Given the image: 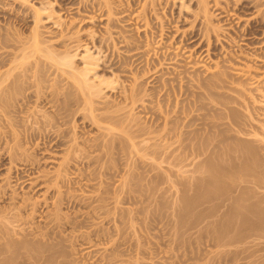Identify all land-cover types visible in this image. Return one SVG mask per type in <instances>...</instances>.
Returning a JSON list of instances; mask_svg holds the SVG:
<instances>
[{"label":"rangeland","instance_id":"rangeland-1","mask_svg":"<svg viewBox=\"0 0 264 264\" xmlns=\"http://www.w3.org/2000/svg\"><path fill=\"white\" fill-rule=\"evenodd\" d=\"M3 38L0 71L24 62L12 72L23 75L25 92L17 97L27 103L25 113H9L12 128L0 114V154H16L0 166V264H264V0H0ZM50 51L56 59L71 58L73 68L85 67L86 52L99 57L88 74L102 89V98L95 97L98 110L81 106L77 84L58 69ZM162 54L167 58L146 71ZM184 67L187 73L178 75ZM216 75L224 79L218 95L209 98L207 88L196 89L199 76ZM179 77L187 91L178 103L164 91ZM101 79L114 81L100 85ZM143 79L144 96L133 107L128 100L123 104L121 96ZM32 81L40 83L37 96ZM192 89L206 106L212 102L221 112L227 110L222 103L234 107L235 122L220 133L246 137L228 140L239 158L221 149L213 156L211 129L187 136L202 121L188 123L192 114L207 113L186 100ZM229 95L250 99V106H239ZM114 103L127 106L123 110L131 117L125 119L126 112L102 127L90 120L105 106L116 108ZM217 115L216 122L224 123ZM124 119L152 128L133 140H115L108 154L88 147L111 141L107 127ZM240 123H249L248 132L257 135H245ZM35 126L54 139H27L24 128ZM63 131L62 143L53 145ZM182 131L187 138L178 136ZM83 153L93 156L89 165Z\"/></svg>","mask_w":264,"mask_h":264},{"label":"bare ground","instance_id":"bare-ground-1","mask_svg":"<svg viewBox=\"0 0 264 264\" xmlns=\"http://www.w3.org/2000/svg\"><path fill=\"white\" fill-rule=\"evenodd\" d=\"M38 14V13H37ZM36 16H38V15H36ZM26 18H21L20 20H22V21H26L25 20ZM38 19V18H37ZM37 21V20H36ZM196 32V31H195ZM193 33V34H191L192 36H195L196 35V33ZM34 39H35V37H34ZM35 41V40H34ZM5 42H6V40L4 41V38H3V40H1L0 41V43H3V45L5 44ZM36 43V42H35ZM37 44V43H36ZM35 44V47H37L38 45H36ZM37 49H38V47H37ZM66 51V50H65ZM88 51V50H87ZM12 53V52H11ZM165 53V52H164ZM24 54V53H23ZM8 55V54H7ZM165 55L166 54H162V56L160 55L159 57H158V59H155V60H153V61H149L147 64H148V68L146 69V71H150L151 69H153V67H155L157 64L156 63H161V61L163 60V59H165V58H167V57H165ZM5 56V55H4ZM49 56L53 59V61L55 62V65H58V69L61 71V72H63V73H65V74H67V77L68 78H70L72 81H74L76 84H77V89L80 91V93H81V95H80V98H82V100H81V104L79 103V101L78 100H75V102H74V104H76V106L78 107L79 106V104L83 107H88V108H94L95 107V109H97L98 107L97 106H95V102L97 101L96 99H95V97L97 98L98 96H100L101 97V95H100V93H101V86L99 87V86H96V85H98V84H96V82H94L93 80H92V78L91 77H89L88 76V74L90 73V71L91 70H93L94 69V67H92L93 65H98L99 63L97 62L98 60H99V57L98 58H94V57H92V54L91 53H89V52H86V55H84V56H82V57H84V63H85V67H82V68H76V67H71V58H67V56H65V57H62L61 59H56L55 57H54V53L53 52H49ZM167 56H168V54H167ZM7 57V56H6ZM11 57V56H10ZM69 57V56H68ZM3 58H5V57H3ZM12 58V57H11ZM157 58V57H156ZM170 58V57H169ZM7 59V58H6ZM5 59V60H6ZM4 60V61H5ZM12 62V61H11ZM3 63H5V62H3V60L2 59H0V65L2 66V64ZM13 63V62H12ZM11 64V63H10ZM14 64V63H13ZM24 64V62L22 61V63L20 62H18V63H15L12 67H10V68H7V70L5 71L4 70V72H3V70L2 71H0V114L1 115H5V117H4V119H3V122L6 124V125H8L7 127H9V126H11V128L13 127V123H15V118H12L11 116L13 115H9V113L10 112H15V113H17V112H24L25 111V109H24V107H26V103H27V100L24 102V101H21V102H19V98L17 97V95L18 94H20V97H21V93H24V92H22L23 90H24V87H25V84L23 85V81H21L22 80V78L23 77H21V76H23V75H21L20 76V73H21V71H20V73H19V75H18V73H16V74H14L13 72H12V70H14V69H21V66ZM10 66V65H9ZM24 66V65H23ZM37 66H38V64H37ZM36 66V67H37ZM71 68V69H67V68ZM32 68V67H31ZM2 69V68H1ZM6 69V68H5ZM25 70H28V69H26V65H25ZM18 72H19V70H17ZM35 71H36V69H35ZM42 71V70H41ZM146 71H145V73H144V75H146L147 76V74H146ZM177 71V70H176ZM15 72V71H14ZM147 72V73H148ZM194 72V71H193ZM198 72V71H197ZM196 72V73H197ZM241 72V71H240ZM26 73V72H25ZM178 73V75L179 74H185V73H187V68L186 67H184V69H182V70H180V71H178L177 72ZM189 73H190V71H189ZM23 74H24V72H23ZM28 74V73H27ZM150 74V73H149ZM195 74V73H194ZM26 75V74H25ZM36 75V74H35ZM178 75H176V76H178ZM187 75V74H186ZM19 76L21 77V80H19L20 78H19ZM26 76H28V75H26ZM31 76V75H30ZM42 76V75H41ZM150 76V75H149ZM148 76V77H149ZM222 76H224L223 74H222ZM35 78H37L36 76H34ZM142 77V76H141ZM145 77V76H144ZM143 77V78H144ZM147 77V78H148ZM183 77V76H182ZM182 77H179L180 79H175V81H177L176 83L177 84H170L169 83V85L170 86H168V87H165L166 88V91H164V93L165 94H173L174 96H175V98H176V101L178 102V98L177 97H179V96H182V95H184L185 93H186V89L183 87V84H181V79H183ZM215 77V76H214ZM216 77L217 78H206L205 76H199L198 78V83L195 85V87H196V89H199V90H203V89H205V88H207L208 89V97L210 98V97H214V96H216V95H218L219 93H220V91H218V90H216V87H218V86H220V87H222L223 85L221 84L222 82H224V79H222V78H220L218 75H216ZM146 78V79H147ZM34 79V78H33ZM146 79H143L142 81H140V82H137L136 84L137 85H133L134 87H131V89H129L128 90V92H127V94H125L124 93V95H122L121 97L123 98V104H126V101L128 102V105H130V107H133L134 105H136L137 104V102L138 101H140V99H141V95H143L144 96V94H145V92L147 91L146 90V86H145V83L147 84V82H146ZM23 80H25V81H27L26 79H25V77H24V79ZM32 80V79H31ZM30 80V81H31ZM37 80V79H36ZM160 80V79H159ZM165 80L166 79H163V81H162V78H161V83L163 82V83H165ZM172 80H174V79H172ZM226 80V79H225ZM20 81V82H19ZM113 81L114 80H107V79H101L100 80V85H101V83H105V84H107L108 86L109 85H111L112 83H113ZM168 81V80H167ZM167 81H166V84H168L167 83ZM233 81V80H232ZM231 81V82H232ZM235 81V80H234ZM28 82V81H27ZM33 82V81H32ZM36 82V81H35ZM39 82V81H38ZM173 82V81H172ZM25 83V82H24ZM42 83V82H41ZM99 83V82H98ZM163 83H162V85H163ZM234 83V82H233ZM33 84H34V82H33ZM36 84V89L39 87L38 86V84H40V83H35ZM34 84V85H35ZM165 84V85H166ZM228 84V83H227ZM31 85V84H30ZM42 85V84H41ZM40 85V86H41ZM164 85V86H165ZM26 86H27V84H26ZM32 86V85H31ZM45 86V85H44ZM164 86L162 87V88H164ZM28 87V86H27ZM97 87V88H96ZM112 88H116V86H111ZM233 87V86H232ZM31 88V87H30ZM35 88V87H34ZM40 88V87H39ZM168 88V89H167ZM188 89V88H187ZM234 89V88H233ZM236 89V88H235ZM241 89V88H240ZM26 90V89H25ZM165 90V89H164ZM27 91V90H26ZM189 91V93L188 94H186L187 96H186V100H188V103H189V101H192V103H197V107L196 108H200V107H204V108H206V111H207V113L206 114H209V116L208 117H205L206 116V114H204V118H201L200 116H193V114H192V117H190L189 118V120H188V123L189 122H191V121H195L196 119H198V118H200L202 121H200V126L199 127H195L194 129H192L191 131H193V134L192 135H190V132L191 131H189L188 133L189 134H187V136L189 135V138H195V137H197V136H199V133L200 132H202L203 130L204 131H209L210 129H211V131H213L214 132V135L216 136V143H214L215 144V149H216V147H217V150H214L213 149V147H212V152L215 154V155H213V156H219V155H221V153H224V155L225 156H232V157H234V158H239L240 157V155L239 154H233L231 151H230V149L231 150H234V148L236 149V145H234V143H232V142H229L228 140H231V141H233V142H235L234 140L235 139H238V140H246V137L245 136H238V135H230V134H225L226 132H221V133H224V134H221L220 133V131H227V130H229V126H230V123L231 122H235V117H234V107H232V106H227V103H222L224 106H225V108L227 109L226 111L224 110V111H220L221 109H219L218 107H216V105L215 104H213L212 102H209V103H207L208 105L206 106L205 105V103H204V101L203 100H201V96H199L198 95V91L197 90H194V89H192V90H188ZM235 91H238V90H235ZM36 96L40 93V89H37L36 91ZM117 92V91H116ZM124 92V91H123ZM42 93V92H41ZM238 93V92H237ZM239 94V93H238ZM253 94V93H252ZM26 95V94H25ZM29 95V94H28ZM41 95H43V93L41 94ZM40 95V96H41ZM262 95H264V94H261V97H262ZM23 96V95H22ZM27 96V95H26ZM206 96V95H205ZM259 96V95H258ZM24 97V96H23ZM30 97V96H29ZM29 97H28V99H29ZM39 97V96H38ZM37 97V98H38ZM233 97V96H232ZM230 95L228 96V98H232ZM40 98V97H39ZM102 98V97H101ZM233 98H235V97H233ZM250 98V97H249ZM252 98V97H251ZM257 98V97H256ZM24 99H26V98H24ZM182 99V98H181ZM254 99V98H253ZM23 100V99H22ZM35 100V99H34ZM39 100H41V99H39ZM183 100V99H182ZM250 100V99H249ZM249 100H247V98L245 99V98H243V99H238V98H235L234 99V101L239 105V106H244V107H246V109H247V106L249 107L250 106V103H249ZM68 101V100H67ZM180 101V100H179ZM233 101V100H232ZM254 101V100H253ZM252 101V102H253ZM48 102V101H47ZM99 102V101H98ZM101 102V101H100ZM177 102H175L174 104H175V106L177 105ZM251 102V101H250ZM251 102V103H252ZM56 103V102H55ZM64 103V102H63ZM70 103V102H69ZM179 103V102H178ZM70 104H72V103H70ZM70 104H69V106H70ZM118 105L119 103H114L113 104V106H116V105ZM221 104V103H220ZM127 105V104H126ZM65 106H67V105H64V107ZM112 106V105H111ZM143 106H145V105H143ZM174 106V107H175ZM253 106V105H252ZM251 106V107H252ZM28 107V106H27ZM31 107V106H30ZM100 107V106H99ZM107 106H105L104 108H103V106H101V108L100 109H102L103 108V112L101 111L100 113L98 112V114H92L91 115V117H90V120L94 123V124H97L99 127H102V125H105L104 123H102L101 124V122H104V121H110V120H112V119H117V121H119L118 120V118L120 117V116H122L123 117V115H124V117H126L125 116V114H126V112H127V110L126 111H124L123 109L125 108V107H127V106H125V105H121V106H117L116 108H110V107H107ZM177 107V106H176ZM175 107V108H176ZM255 107V106H254ZM147 108H148V106H147ZM165 108V107H164ZM184 108V107H183ZM253 108V107H252ZM29 109V108H28ZM71 109H73V108H71ZM99 109V110H100ZM125 109H127V108H125ZM170 109V108H169ZM172 109V108H171ZM178 109H182V107L181 108H178ZM178 109H173V112H175V113H177V110ZM190 109H192V108H190ZM255 109V108H254ZM24 110V111H23ZM27 110V109H26ZM78 110V109H77ZM98 110V109H97ZM129 110H130V108H129ZM186 112H185V111ZM184 110H181V112L182 113H188V109L186 110V108L184 109ZM195 110V109H194ZM210 110H212L213 112L212 113H208ZM252 110V109H251ZM256 110V109H255ZM124 111V112H123ZM168 111V110H167ZM191 111H193V109L191 110ZM218 111H220V112H218ZM31 112V111H30ZM73 112V111H72ZM171 112V111H170ZM173 112H172V114H173ZM180 112V110H179V113L178 114H180L181 113ZM190 112V111H189ZM258 112V111H257ZM25 113V112H24ZM97 113V112H96ZM125 113V114H124ZM162 113V112H161ZM160 113V114H161ZM166 113V116H167V112H165ZM164 113V114H165ZM169 113V112H168ZM250 113H252V112H250ZM255 113V112H254ZM6 114H8L7 116H6ZM11 114V113H10ZM81 114V113H80ZM158 114H159V112H158ZM157 114V115H158ZM177 114V119H178V116H180V115H178ZM217 114H221L220 115V117H222L223 119H225V122L224 123H222V124H220V123H218V122H216V120H215V118H216V115ZM0 115V116H1ZM32 115V114H31ZM74 115H76V113L74 114ZM128 115H130V112H127V117L125 118V119H127L129 116ZM187 115H189V114H187ZM186 115V116H187ZM29 116V115H28ZM36 116V115H35ZM134 116V115H133ZM132 116V117H133ZM160 116V115H159ZM175 116V115H174ZM218 116V115H217ZM257 116V115H256ZM15 117V116H14ZM18 117V116H17ZM19 117H21V116H19ZM27 117V116H26ZM40 117V116H39ZM55 117V116H54ZM122 117H120L121 119H122ZM123 117V118H124ZM130 117H131V115H130ZM157 117V116H156ZM164 117V116H163ZM170 117V116H169ZM181 117V116H180ZM219 117V116H218ZM3 118V117H2ZM22 118V117H21ZM41 118V117H40ZM82 118L85 120V119H88V117L87 116H82ZM119 118V119H120ZM157 118H159V117H157ZM168 118V117H167ZM166 117H164V120L165 121H167L166 119H167ZM243 118H244V116H243ZM253 118H255V117H253ZM1 119V118H0ZM18 119V118H17ZM34 119H35V117H34ZM37 119H39V118H37ZM36 119V120H37ZM43 119H45V118H43ZM46 119H47V117H46ZM122 120L120 123H118V124H116L117 126H114L113 125V127L111 126V127H107V130H109V134H114V136L112 137V139H111V141H108L107 143H101V144H90L88 147H90V149L91 148H96V149H101V150H104V154H108L110 151H112L114 148L116 149V143L117 142H115V140H117L118 141V139H120V138H127L128 140H131L133 137H135L136 136V138H137V136H143V135H145V134H147L148 132H149V129L150 128H152V127H149V129H148V127L146 128V126L145 125H139V123L137 122V119L135 120V122H133V120ZM156 119V118H155ZM177 119H175L176 121H174V123L176 122V123H178V121H177ZM249 119H252V117L251 118H249ZM256 119V118H255ZM57 120V119H56ZM199 120V119H198ZM17 121H19V120H17ZM35 121V120H34ZM40 121H41V119H40ZM49 121V120H48ZM151 121H154V120H151ZM184 121V120H183ZM254 121H258V120H254ZM0 122L2 123V124H4L1 120H0ZM20 122V121H19ZM32 122V121H31ZM42 122V121H41ZM47 122V121H46ZM51 122V121H50ZM248 122V121H247ZM251 122H252V120H251ZM16 123H18V122H16ZM35 123V122H34ZM40 123V122H39ZM43 123V122H42ZM42 123H40V124H42ZM109 123V122H108ZM173 123V122H172ZM255 123V122H254ZM259 123V122H258ZM1 124V125H2ZM20 124V123H19ZM28 124H29V122H28ZM37 123H35V125H36ZM47 124V123H46ZM51 124V123H50ZM68 124V123H67ZM141 124V123H140ZM153 124H154V122H153ZM223 124H227L228 126H220V125H223ZM18 125V124H17ZM17 125L15 124V126L17 127ZM21 125V124H20ZM57 125V124H56ZM246 125H249V123H240L239 125H238V127H239V130L240 131H242L243 133H245V135H251V133H250V131L248 132V130L249 129H247L246 128ZM252 123L250 124V126H248V127H253V126H255V125H252ZM5 126V125H4ZM22 126V125H21ZM24 127L26 126V125H23ZM31 126H32V124H31ZM38 126H40V125H38ZM44 126H45V124H44ZM50 126V125H49ZM106 126V125H105ZM108 126V125H107ZM258 126V125H257ZM256 126V127H257ZM6 127V128H7ZM29 128H30V126H28ZM36 127V126H35ZM41 129L43 130L44 128H43V126L41 125ZM259 128H260V125L258 126ZM1 128H2V126H1ZM29 128H24V129H26V135H27V139H35V137L37 136V135H40V136H42L41 138H45V143H48L49 144V142H51L50 140H51V137H52V135L51 134H49V132H46V131H44V132H42V130L40 129V127H36V129H30V130H27V129H29ZM34 128V127H33ZM106 128V127H105ZM255 128V127H254ZM253 128V129H254ZM5 129V128H4ZM4 129H2V130H4ZM17 129V128H16ZM257 129V128H256ZM255 129V130H256ZM8 130H10L9 128H8ZM8 130H6V131H8ZM15 130V129H14ZM47 130V129H46ZM49 130V129H48ZM231 130V129H230ZM251 130V129H250ZM258 130V129H257ZM264 130V129H263ZM18 131V130H17ZM16 131V132H17ZM68 131V130H67ZM181 131V130H180ZM0 132H2V131H0ZM4 132V131H3ZM9 132V131H8ZM14 132V131H13ZM19 132H21V129H20V131ZM60 132V131H59ZM151 132H152V129H151ZM174 132V131H173ZM238 132V131H237ZM241 132V133H242ZM260 132V131H259ZM7 133V132H6ZM24 133H25V130H24ZM64 133V131L63 132H61V133H58L57 135L59 136L58 138H57V140L54 142V144L53 145H56V146H58L60 143H62V138L63 137H65L64 135L65 134H63ZM179 133V135L178 136H180V138L183 136V134H185L186 135V133H187V131H182L181 133L180 132H178ZM177 133V134H178ZM192 133V132H191ZM239 133V132H238ZM255 136L257 135L256 134V132H252ZM2 134V133H1ZM12 134V133H11ZM23 134V133H22ZM71 134V133H70ZM76 134V133H75ZM174 134V133H173ZM252 134V135H253ZM9 137H10V135L9 134H7ZM13 135L14 136H16L15 135V132L13 133ZM13 135H11L12 137H13ZM25 134L23 135V136H26ZM56 135V134H55ZM105 135V134H104ZM182 135V136H181ZM251 135V136H252ZM253 135V136H254ZM1 136V135H0ZM6 136V135H5ZM4 136V138H6ZM19 136H20V134H19ZM172 136V135H171ZM177 136V135H176ZM2 137V136H1ZM11 137V138H12ZM39 137V136H38ZM108 137V136H107ZM214 137V136H213ZM10 138V139H11ZM15 138V137H14ZM13 138V139H14ZM18 138H20V137H18ZM22 138H24V137H22ZM53 139H54V137H52ZM171 138V137H170ZM179 138V139H180ZM183 138V137H182ZM185 138H187L186 136H185ZM185 138H183V139H185ZM215 138V137H214ZM114 139V140H113ZM134 139V138H133ZM132 139V140H133ZM4 140V139H3ZM23 140V139H22ZM71 140V139H70ZM88 140V139H87ZM177 140V139H176ZM17 141H19L18 139H17ZM25 141V140H24ZM31 141H34V140H31ZM145 141V140H144ZM258 141V140H257ZM113 142H114V144H113ZM172 142V141H171ZM135 143V142H134ZM143 143V142H142ZM181 143V142H180ZM47 144V145H48ZM123 144V143H122ZM133 144V143H132ZM142 145V144H141ZM222 145V146H221ZM20 146H22V145H20ZM78 146V145H77ZM118 146V145H117ZM131 146H134V145H131ZM154 146V145H153ZM152 146V147H153ZM167 145H165V147H166ZM18 147V146H17ZM135 147V146H134ZM224 147V148H223ZM254 147V146H253ZM14 148H16V145H15V147ZM18 148H22V147H18ZM44 148V147H43ZM143 148H145V149H151V145H144V147ZM168 148V147H167ZM219 148V149H218ZM17 149V148H16ZM15 149V150H16ZM41 149V148H40ZM119 149H120V147H119ZM125 149V148H124ZM139 149V148H138ZM220 149H221V153H220ZM224 149V150H223ZM260 149V148H259ZM13 150V149H12ZM73 150L74 151H76V150H78V148L76 147V145H74V148H73ZM88 150V149H87ZM161 150V149H160ZM240 150V149H239ZM17 151V150H16ZM15 151V152H16ZM45 151V150H44ZM94 151H95V149H94ZM139 151V150H138ZM144 151V150H143ZM170 151V150H169ZM210 151V150H209ZM35 152V151H34ZM103 152V151H102ZM235 152V151H234ZM16 153H18V152H16ZM19 153H20V151H19ZM38 153V152H37ZM75 153V152H74ZM77 153H78V151H77ZM80 153V152H79ZM143 153V152H142ZM159 153V152H158ZM167 153V152H166ZM205 153H207V152H205ZM244 153V152H243ZM68 154H69V152H68ZM85 156H84V158L83 159H81V160H84L85 159V161H82V162H84V163H87L88 165L91 163V159H92V157L90 156V155H88V154H85V153H83ZM167 154H169V153H167ZM212 155V153L210 152H208V155ZM14 155H16V154H14L10 149H8V150H6V152H3L2 154H0V166L2 165V164H4V160L5 159H8V160H13V156ZM71 157H72V159H74L76 162L78 161V157L77 156H75L74 154H72V152H71ZM98 155H100V154H98ZM97 155V156H98ZM101 155H102V153H101ZM166 155V154H165ZM36 156V155H35ZM96 156V159L98 158ZM22 157V156H21ZM83 157V156H82ZM28 158H29V156H28ZM37 157H35V159H36ZM69 158H70V156H69ZM81 158V157H80ZM100 158V157H99ZM102 158V157H101ZM27 159V158H26ZM35 159H33L32 160V162H31V165H33L34 164V160ZM71 159V158H70ZM71 159V160H72ZM95 159V158H94ZM23 160V159H22ZM24 160H25V157H24ZM29 160V159H28ZM100 160V159H99ZM66 161L68 162V159H66ZM26 162H27V160H26ZM36 162V161H35ZM65 162V161H64ZM128 163V162H127ZM63 164H66V163H63ZM62 164V165H63ZM79 164V163H78ZM28 165V164H27ZM72 166V165H71ZM30 167V166H29ZM102 167V166H101ZM31 168V167H30ZM34 170V169H33ZM106 170V169H105ZM86 173V172H85ZM27 175H29V174H27ZM55 176V175H54ZM80 176V175H79ZM17 177V176H16ZM58 177V174H57V176H56V178ZM18 178V177H17ZM27 178H29V177H27ZM71 180V179H70ZM58 181V180H57ZM60 198V197H59ZM62 198V197H61ZM65 199V198H64ZM61 200L62 199H60L59 200V202L61 203ZM58 202V203H59ZM56 205V204H55ZM20 209V208H19ZM2 210V209H1ZM1 210H0V213H2L1 212ZM16 212H18V211H16ZM2 215H4V213L2 214ZM14 215V214H13ZM16 215V214H15ZM4 217H6V215L4 216ZM1 243V242H0ZM6 244V243H5ZM3 246V245H2ZM6 245H4L3 247H5ZM6 248V247H5ZM2 249V248H1Z\"/></svg>","mask_w":264,"mask_h":264}]
</instances>
